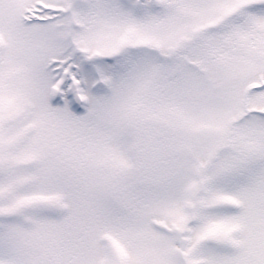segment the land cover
<instances>
[{
    "label": "snow or ice",
    "instance_id": "1",
    "mask_svg": "<svg viewBox=\"0 0 264 264\" xmlns=\"http://www.w3.org/2000/svg\"><path fill=\"white\" fill-rule=\"evenodd\" d=\"M0 264H264V0H0Z\"/></svg>",
    "mask_w": 264,
    "mask_h": 264
}]
</instances>
